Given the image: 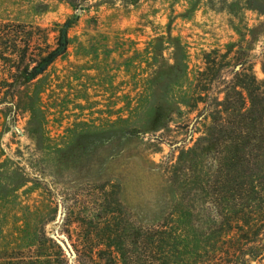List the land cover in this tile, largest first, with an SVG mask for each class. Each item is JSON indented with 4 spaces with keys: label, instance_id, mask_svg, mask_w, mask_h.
Returning <instances> with one entry per match:
<instances>
[{
    "label": "rangeland",
    "instance_id": "1",
    "mask_svg": "<svg viewBox=\"0 0 264 264\" xmlns=\"http://www.w3.org/2000/svg\"><path fill=\"white\" fill-rule=\"evenodd\" d=\"M253 1L0 0V24L34 33L27 48L0 42V252L80 264L76 213L106 201L159 214L179 150L225 91L239 99L235 86L240 130L264 137V0ZM65 21L64 52L29 78Z\"/></svg>",
    "mask_w": 264,
    "mask_h": 264
},
{
    "label": "trees",
    "instance_id": "2",
    "mask_svg": "<svg viewBox=\"0 0 264 264\" xmlns=\"http://www.w3.org/2000/svg\"><path fill=\"white\" fill-rule=\"evenodd\" d=\"M68 26L59 24L58 46L32 71L25 69L29 78L64 52ZM17 27L0 24V42L21 38L29 47L33 31L24 23ZM232 90L239 99L225 91L206 132L179 150L165 180L170 192L154 203L159 214L139 219L118 202L111 210L106 201L76 213L78 245L68 251L80 264H264V137L240 130L246 99L236 86ZM9 257L16 264L8 250L0 252L1 261Z\"/></svg>",
    "mask_w": 264,
    "mask_h": 264
}]
</instances>
